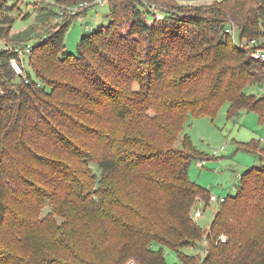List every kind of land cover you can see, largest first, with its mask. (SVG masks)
<instances>
[{"label":"trees","instance_id":"obj_1","mask_svg":"<svg viewBox=\"0 0 264 264\" xmlns=\"http://www.w3.org/2000/svg\"><path fill=\"white\" fill-rule=\"evenodd\" d=\"M107 6L110 23L76 55L65 50L71 16L45 36L16 31L15 5L0 0V40L13 47L0 50V264H167L165 248L175 264H264L263 147L243 146L262 162L204 230L192 210L211 193L189 169L207 158L181 137L191 117L214 118L225 103L231 119L247 110L264 121V94L246 92L263 82L264 61L226 33L234 22L264 37V0ZM28 44L23 60L41 86L10 66ZM204 238L202 254L183 251Z\"/></svg>","mask_w":264,"mask_h":264},{"label":"rangeland","instance_id":"obj_2","mask_svg":"<svg viewBox=\"0 0 264 264\" xmlns=\"http://www.w3.org/2000/svg\"><path fill=\"white\" fill-rule=\"evenodd\" d=\"M10 4H14L13 15L16 19L13 23L14 30L19 31L28 26L39 29L42 36L48 34L47 27H53L61 22L68 14H62L64 9L54 0H7ZM181 3L200 4L210 3L213 0H179ZM89 5L82 14L71 16V23L65 35V50L69 53L78 54V44L81 38L90 34L102 26L110 23L107 5ZM156 16H163V13L156 10ZM159 12V13H158ZM40 14H43L42 17ZM149 22L152 16L149 15ZM0 40V45H1ZM28 68L27 63L23 60ZM30 70V69H29ZM32 75L35 77L34 73ZM136 88L139 85L136 83ZM246 92L261 96L264 94V80L261 83H254L246 88ZM229 103H225L220 109L216 117L203 116L199 118L191 117L181 134L187 133L191 138L194 146L207 158L204 166L199 165V159L194 160L189 169L190 179L197 184L210 190L211 194L221 197L234 195L238 191L240 185V176H242L249 168L262 162L259 154L247 151L243 148L252 142H259L264 149V121L255 111L243 110L236 119L228 117ZM223 148V149H222ZM214 149L220 150L218 154H214ZM95 168H97L95 166ZM197 196L195 200L197 201ZM205 201L196 202L192 210L202 206L204 214L194 219L205 230L209 228L213 219V211L219 206L217 201H211L205 206ZM48 206L44 215L51 208ZM48 211V212H47ZM207 243L204 238L198 246H185L183 251L188 254L203 253V244ZM205 243V244H206ZM167 264H175L178 262L176 252L165 248ZM139 264V262L137 261Z\"/></svg>","mask_w":264,"mask_h":264},{"label":"built area","instance_id":"obj_3","mask_svg":"<svg viewBox=\"0 0 264 264\" xmlns=\"http://www.w3.org/2000/svg\"><path fill=\"white\" fill-rule=\"evenodd\" d=\"M108 0H93L92 2H80L75 5H61L69 16H77L81 8L88 7L89 5H107ZM62 12V13H64ZM157 17H160L158 15ZM226 33L231 37L232 41L239 47L246 48L249 50L251 58L255 60L264 61V37H254L247 38L245 36H241L237 26L234 22H230V24L226 27ZM32 48L31 44H28L26 49L15 48L19 56H12L10 58V66L15 72V74L21 77L25 83H36L37 86H41V82L36 79L32 74L29 73V69L26 68L25 63L23 62V55L25 52H29ZM13 49V47L6 42L2 41L0 45V50H8ZM223 149V148H222ZM220 150L214 149V154H218ZM206 160H200L199 165L202 167L206 164ZM241 178V176L239 177ZM211 201H217L221 203L225 200V197L217 196L215 194H211ZM202 197L197 198V202H203ZM204 214V209L202 206L197 207L194 210L193 217H201ZM220 239L225 242L226 236L222 235ZM206 243V242H205ZM204 243V244H205ZM124 264H138L136 260L130 259L126 261Z\"/></svg>","mask_w":264,"mask_h":264},{"label":"crops","instance_id":"obj_4","mask_svg":"<svg viewBox=\"0 0 264 264\" xmlns=\"http://www.w3.org/2000/svg\"><path fill=\"white\" fill-rule=\"evenodd\" d=\"M106 16H108V15L106 14ZM217 209H218V208H217ZM217 209L213 211V217H214V214H215V212L217 211Z\"/></svg>","mask_w":264,"mask_h":264}]
</instances>
